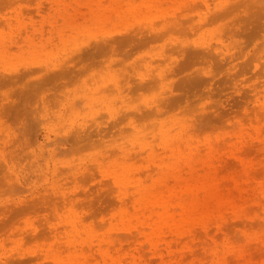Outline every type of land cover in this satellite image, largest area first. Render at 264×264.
Segmentation results:
<instances>
[{"label":"rangeland","instance_id":"rangeland-1","mask_svg":"<svg viewBox=\"0 0 264 264\" xmlns=\"http://www.w3.org/2000/svg\"><path fill=\"white\" fill-rule=\"evenodd\" d=\"M0 264H264V0H0Z\"/></svg>","mask_w":264,"mask_h":264},{"label":"bare ground","instance_id":"bare-ground-1","mask_svg":"<svg viewBox=\"0 0 264 264\" xmlns=\"http://www.w3.org/2000/svg\"><path fill=\"white\" fill-rule=\"evenodd\" d=\"M148 1H149V0H148ZM100 14H101V13H100ZM96 16H97V15H96ZM97 17H98V16H97ZM99 17H100V16H99ZM95 18H96V17H95ZM96 19H97V18H96ZM96 22H98V21H96ZM98 23H99V22H98ZM101 23H102V22H101ZM180 30H182V29H180ZM164 33H165V32H164ZM157 35H158V34H157ZM160 35L162 36V33H161ZM155 36H156V35H155ZM155 36H154V37H155ZM133 39H134V38H133ZM133 39H130V41L133 40ZM124 40H126V39H124ZM126 41L129 42V39H127ZM140 42H142V41H140ZM221 46H222V45H221ZM198 49H200V48H198ZM200 50H202V49H200ZM203 50H204V49H203ZM203 50H202V52L199 51V50H197V51H195V53H197L199 56L201 55V56L205 57V56L208 55L207 52H209V51L206 52V51H205L206 48H205V50H204L205 52H203ZM187 58H188V56H187ZM196 58H198V56L195 55V56H193V58H192V62L189 61V60H191V59L186 60V61H189V62H186V64H187V63H191V65H194L195 63H193V61L195 62ZM185 59H186V58H185ZM175 60H176V59H175ZM174 63H175V62H174ZM182 63L185 64V62H182ZM192 63H193V64H192ZM180 64H181V63H179V65H180ZM181 65H182V64H181ZM189 65H190V64H187V67H191V65H190V66H189ZM173 67H174V66H173ZM176 67H178V66H176ZM185 67H186V66H183V65H182V68H185ZM175 69H176L177 72L179 71V72L181 73V70H179V68H178V70H177V68H175ZM207 74H208V73H207ZM159 78H160V77H159ZM202 78H203V77H202ZM202 78H200V79H202ZM46 79H47V78H46ZM46 79H45V80H46ZM162 79H163V78H162ZM200 79H199V80H200ZM42 80H43V79H42ZM45 80H44V81H45ZM194 80H195V79H194ZM194 80L192 79V82H196V81H197V80H196V81H194ZM142 81H143V80H142ZM181 81L183 82V80H180V82H181ZM184 81H185V80H184ZM40 82H42V81H40ZM198 82H200V81H198ZM196 83H197V82H196ZM179 85H180V84H179ZM141 86L143 87V85H141ZM147 86H148V85H147ZM121 89H122V88H121ZM126 89H127V88H126ZM224 227H225L224 225H221V224L218 225V229H224ZM206 229H207V228H206ZM213 253H214V252H213Z\"/></svg>","mask_w":264,"mask_h":264}]
</instances>
